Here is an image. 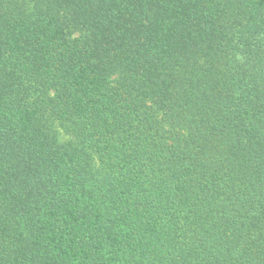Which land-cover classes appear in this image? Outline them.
I'll list each match as a JSON object with an SVG mask.
<instances>
[{"label":"trees","instance_id":"trees-1","mask_svg":"<svg viewBox=\"0 0 264 264\" xmlns=\"http://www.w3.org/2000/svg\"><path fill=\"white\" fill-rule=\"evenodd\" d=\"M0 264H264V0H0Z\"/></svg>","mask_w":264,"mask_h":264},{"label":"rangeland","instance_id":"rangeland-1","mask_svg":"<svg viewBox=\"0 0 264 264\" xmlns=\"http://www.w3.org/2000/svg\"><path fill=\"white\" fill-rule=\"evenodd\" d=\"M66 137H67V135H65V134L63 135L61 132V139L64 140V139H66Z\"/></svg>","mask_w":264,"mask_h":264}]
</instances>
